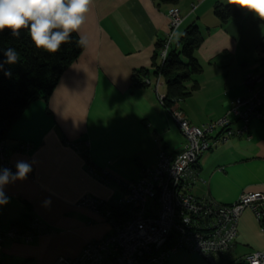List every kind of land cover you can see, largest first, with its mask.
I'll return each mask as SVG.
<instances>
[{
    "label": "crops",
    "instance_id": "1",
    "mask_svg": "<svg viewBox=\"0 0 264 264\" xmlns=\"http://www.w3.org/2000/svg\"><path fill=\"white\" fill-rule=\"evenodd\" d=\"M217 4L228 3L93 0L76 33L79 56L62 71L48 98L32 102L3 138L7 161L15 166L23 160L32 171L4 186L8 203L0 205V229L35 218L46 231L27 244L3 242L0 264H53L60 256L78 257L85 243L112 231L102 214L77 205L80 198L92 196L113 206L141 167L155 165L160 149H181L183 135L158 98L166 92L164 79L157 86L154 74L162 63L158 44L169 31L170 9L178 8L182 17L171 48L193 24L203 38L195 51L200 70L184 83L190 94L177 105L185 118L202 126L221 118L229 101L249 96L244 76L264 68V19L236 5L240 15L222 23L213 13ZM239 127V121L230 126ZM247 135L231 136L201 155L191 186L195 197L229 205L243 193L264 194V121L252 119ZM22 143L30 148L19 151ZM88 164L107 181L90 174ZM254 251H264V230L246 208L231 251L217 262L239 264ZM173 254L167 264H208L196 253Z\"/></svg>",
    "mask_w": 264,
    "mask_h": 264
},
{
    "label": "built area",
    "instance_id": "2",
    "mask_svg": "<svg viewBox=\"0 0 264 264\" xmlns=\"http://www.w3.org/2000/svg\"><path fill=\"white\" fill-rule=\"evenodd\" d=\"M167 17L169 31L158 51L161 62L166 60L173 33L182 23L178 8L170 9ZM160 78L158 75L157 86ZM144 82L150 83L148 79ZM243 82L249 96L229 101L221 118L202 126L192 125L179 109H166L183 135L181 149L175 152L160 149L155 165L141 167L140 176L124 184L123 196L113 206L105 207L92 196H82L77 205L102 214L112 231L100 240L85 243L78 257L60 256L53 264H167L170 254L181 251L196 253L209 264H219L217 260L232 249L241 213L250 208L261 221L264 194L243 193L234 203L225 205L210 197H195L191 186L197 179L202 154L231 136L244 134L249 138L251 120L264 121V68L248 73ZM163 97H158L161 103ZM236 121L240 127L232 130L230 126ZM29 148L28 143L18 146L19 151ZM5 150L0 140V168L14 172L16 167L7 161ZM88 171L107 181L104 174L89 164ZM261 227L264 230V225ZM44 231L46 228L35 218L27 229L15 225L5 231L0 229V249L6 240L27 244ZM239 264H264V251L245 255Z\"/></svg>",
    "mask_w": 264,
    "mask_h": 264
},
{
    "label": "trees",
    "instance_id": "3",
    "mask_svg": "<svg viewBox=\"0 0 264 264\" xmlns=\"http://www.w3.org/2000/svg\"><path fill=\"white\" fill-rule=\"evenodd\" d=\"M214 15L225 23L229 19L240 15L234 4H217L213 9ZM203 38L197 25H190L182 34L178 44L171 48L164 62L154 72L165 82L166 92L162 104L167 110L178 109L177 105L190 94L185 82L200 70L195 58V51ZM162 42L158 45L161 47ZM264 48V38L261 40ZM15 48L19 53L18 62L14 65L4 64L0 70V139L3 140L7 129L35 100L47 99L53 91L62 71L80 54L82 46L76 33L55 55H49L37 50L31 42L27 30H22L18 38L13 37L10 30L0 32V62L6 60L4 51ZM11 71V76L4 73ZM146 75L145 71H139ZM143 82V81H142ZM144 84V82H143ZM195 85L192 86V89ZM86 161L89 160L84 156ZM22 220L14 223L20 229H27L28 225H21ZM264 225V212L259 222Z\"/></svg>",
    "mask_w": 264,
    "mask_h": 264
},
{
    "label": "clouds",
    "instance_id": "4",
    "mask_svg": "<svg viewBox=\"0 0 264 264\" xmlns=\"http://www.w3.org/2000/svg\"><path fill=\"white\" fill-rule=\"evenodd\" d=\"M228 4L238 5L252 11L264 19V0H226ZM93 0H0V32L10 30L18 38L22 30H27L32 44L37 50L55 55L68 44L73 33H78L91 11ZM6 60L0 62L14 65L19 53L9 47L4 51ZM11 76V71L4 73ZM16 172L0 168V205L8 203L4 186L17 180L27 179L32 165L23 160L17 161Z\"/></svg>",
    "mask_w": 264,
    "mask_h": 264
},
{
    "label": "rangeland",
    "instance_id": "5",
    "mask_svg": "<svg viewBox=\"0 0 264 264\" xmlns=\"http://www.w3.org/2000/svg\"><path fill=\"white\" fill-rule=\"evenodd\" d=\"M183 252H185V253H188V254H193V253H191V252H187V251H183ZM173 255H180V252L179 253H176V254H173ZM202 257V256H201ZM203 258V257H202ZM204 259V258H203ZM205 260V259H204ZM206 261V260H205ZM207 262V261H206ZM208 263V262H207ZM209 264V263H208Z\"/></svg>",
    "mask_w": 264,
    "mask_h": 264
},
{
    "label": "water",
    "instance_id": "6",
    "mask_svg": "<svg viewBox=\"0 0 264 264\" xmlns=\"http://www.w3.org/2000/svg\"><path fill=\"white\" fill-rule=\"evenodd\" d=\"M1 140V139H0Z\"/></svg>",
    "mask_w": 264,
    "mask_h": 264
}]
</instances>
